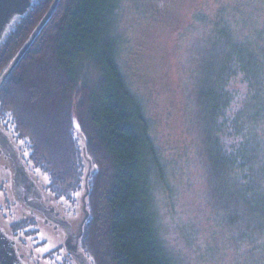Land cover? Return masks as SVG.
<instances>
[{
    "label": "trees",
    "instance_id": "16d2710c",
    "mask_svg": "<svg viewBox=\"0 0 264 264\" xmlns=\"http://www.w3.org/2000/svg\"><path fill=\"white\" fill-rule=\"evenodd\" d=\"M121 1L61 0L0 89V121L15 135L32 172L47 177L45 190L59 202L71 204L82 192L84 142L95 169L81 247L93 264H175L157 223L153 183L158 163L143 105L118 63ZM52 3L36 0L11 28L0 45V76ZM231 50L207 59L197 100L205 118L217 116L225 105L218 85L227 79L226 64L237 60L241 67H255L248 54ZM243 159L240 165L248 168ZM209 162L211 184L217 187L226 164L211 154ZM247 194L253 199L248 207L242 204L245 215L237 216L243 228L248 229L250 222L243 221L249 217L259 228L264 199L255 190ZM231 195L235 203L239 196Z\"/></svg>",
    "mask_w": 264,
    "mask_h": 264
},
{
    "label": "rangeland",
    "instance_id": "374dc122",
    "mask_svg": "<svg viewBox=\"0 0 264 264\" xmlns=\"http://www.w3.org/2000/svg\"><path fill=\"white\" fill-rule=\"evenodd\" d=\"M115 32L118 63L142 102L156 151L157 223L175 264H264V222L257 228L249 217L245 229L237 216L253 199L245 190L264 199V0H122ZM231 47L255 67L226 64L227 79L218 85L225 105L205 118L197 102L204 67ZM210 154L227 168L217 187ZM37 176L46 187V177ZM43 231L57 246L61 233ZM46 244L40 237L22 251H34L40 264H61L54 248L37 250Z\"/></svg>",
    "mask_w": 264,
    "mask_h": 264
},
{
    "label": "water",
    "instance_id": "95a60500",
    "mask_svg": "<svg viewBox=\"0 0 264 264\" xmlns=\"http://www.w3.org/2000/svg\"><path fill=\"white\" fill-rule=\"evenodd\" d=\"M36 0H0V45L9 34L14 24L25 17ZM61 0H53V3L43 17L39 25L23 47L16 54L9 66L0 76V89L6 83L26 53L40 36L43 29L52 19ZM11 135V134H10ZM11 137V136H10ZM9 145L10 152L15 157L14 174L12 177V191L19 203L20 212L32 211L45 218L47 223L54 224L62 232V244L65 251L72 257L75 264H93L81 247L86 224L90 219L88 200L90 196V178L94 172L92 160L88 157L84 142L81 145L82 159L85 164V174L81 194L77 195V214L67 213L61 204L57 203L45 190L39 181V177L25 163L19 153L20 146ZM19 148V149H18ZM21 204V205H20ZM26 208H24L23 206ZM29 210V211H28ZM7 235L0 229V264H19V259L13 249Z\"/></svg>",
    "mask_w": 264,
    "mask_h": 264
},
{
    "label": "flooded vegetation",
    "instance_id": "af4514ba",
    "mask_svg": "<svg viewBox=\"0 0 264 264\" xmlns=\"http://www.w3.org/2000/svg\"><path fill=\"white\" fill-rule=\"evenodd\" d=\"M11 134V135H10ZM11 136V137H10ZM17 147L19 145L15 135H13L6 123L0 121V229L7 235L11 243H13V249L17 255L19 264H40L33 255L34 251H30L29 254L24 253L22 250L27 248L32 243V240H40L38 229L36 225H39L40 229H48L49 231L59 237L61 233V240L57 243V246L51 250L50 254L55 261L60 260L61 264H75L72 257L65 251L62 244V232L57 231L54 224H50L45 221L46 219L40 215L29 211V213H21L18 202L15 199L12 191V177L14 174L15 157L10 152L9 145ZM19 149V148H18ZM21 159L27 163L23 149L20 146L19 149ZM54 198V197H52ZM55 199V198H54ZM55 201L61 204L62 208H65L67 213L77 214L78 204L76 199L71 204L66 200ZM21 205V204H20ZM16 207V212H13V207ZM23 206V205H22ZM24 207V206H23ZM25 208V207H24ZM26 209V208H25ZM21 216H20V215ZM20 219H19V217ZM2 223L8 225L9 231L4 229ZM23 232V235L21 234ZM45 244V241L41 242V245Z\"/></svg>",
    "mask_w": 264,
    "mask_h": 264
},
{
    "label": "snow or ice",
    "instance_id": "6c2138e0",
    "mask_svg": "<svg viewBox=\"0 0 264 264\" xmlns=\"http://www.w3.org/2000/svg\"><path fill=\"white\" fill-rule=\"evenodd\" d=\"M47 179V177L45 178ZM37 229H38V234L40 235L42 240H48V244H46L43 248L41 249H37L38 251H43V252H47L50 251V248H55L56 245L54 243H51V239L44 233V231L42 229H40L39 225H36ZM55 227V226H53ZM57 231H59V229H56ZM23 235V232L21 233Z\"/></svg>",
    "mask_w": 264,
    "mask_h": 264
}]
</instances>
